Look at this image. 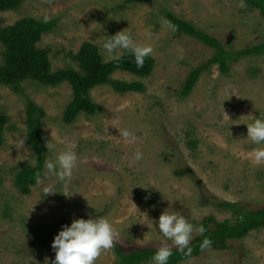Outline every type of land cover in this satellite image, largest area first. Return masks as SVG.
<instances>
[{
    "label": "rangeland",
    "instance_id": "obj_1",
    "mask_svg": "<svg viewBox=\"0 0 264 264\" xmlns=\"http://www.w3.org/2000/svg\"><path fill=\"white\" fill-rule=\"evenodd\" d=\"M238 4L239 0L145 4L25 0L19 9L0 13V28L25 17L56 21L53 32L37 44L49 52L53 71L78 70L72 56L85 42L98 47L105 63L112 61L103 50L105 39L125 29L138 44L154 49L153 69L146 77L121 71L111 76L141 81L143 93L120 94L109 85L97 86L89 93L97 112L89 117L80 114L71 124L62 119L73 97L69 84L41 87L24 82L25 97L0 84V111L7 117L0 147V264L53 260L52 229L64 218H107L118 233L114 244L129 253L164 246L149 219L157 220L167 208L180 211L195 229L207 216L217 222L235 220L215 206L219 202L242 204L248 210L264 207V165L253 163L252 152L258 146L246 139L248 116L264 119V53L239 58L226 74L217 64L210 66L200 74L190 96L180 99L177 94L188 74L215 50L175 34L162 23L170 13L215 38L227 52L264 44V17L259 9ZM146 31L153 33L151 39L145 37ZM26 98L45 112L42 130L53 145L50 150L46 147V159L74 146L79 160L69 182L57 183L56 177L45 175L44 168L41 183L22 195L15 187V175L35 165L26 140ZM122 129L133 132L136 142L128 143L120 134ZM190 141L195 142L194 148H189ZM137 151L143 158L134 162ZM48 185H54L57 193L45 194ZM198 235L194 231L193 237ZM166 243L172 246V241ZM227 245L221 251L209 248L180 264H264V229ZM117 261L111 248L102 252L96 264Z\"/></svg>",
    "mask_w": 264,
    "mask_h": 264
},
{
    "label": "trees",
    "instance_id": "obj_2",
    "mask_svg": "<svg viewBox=\"0 0 264 264\" xmlns=\"http://www.w3.org/2000/svg\"><path fill=\"white\" fill-rule=\"evenodd\" d=\"M25 0H0V13L14 11L20 8ZM151 0H125L126 4L150 3ZM247 7L259 9L264 17V0H245ZM166 19L175 26V34H181L196 40L202 45L214 49V55L192 70L185 80L184 87L177 94L178 98L189 97L200 74L208 70L210 66L217 64L223 74L229 70V66L239 58L258 56L264 53V44L242 49L237 52L225 51L220 43L205 32L197 30L191 23L178 19L172 14H166ZM56 21L38 20L25 17L16 21L13 25L0 28V84L10 88L15 94L25 97L22 83H35L41 87H57L63 83L70 85L72 100L63 112V121L66 124L73 123L80 114L87 117L97 112L96 105L90 99V91L97 86L109 85L115 92L143 93L145 87L141 81H119L111 79L116 71L131 73L144 78L153 69L154 60L148 56L143 68H137L133 56L124 51L119 60L105 63L99 54L98 47L90 42H85L78 53L72 56L77 63L78 70L63 68L56 71L51 69L49 52L41 49L37 44L43 35L53 32ZM26 140L33 157L36 158L33 167H25L15 175L14 184L22 195L30 194L31 187L37 185V176L42 178L44 161L46 159L47 135L42 130L45 112L43 108L26 98ZM7 124V117L0 111V147L3 144V132ZM195 142H189V148H194ZM178 176L180 172L176 173ZM1 175V173H0ZM219 210L228 211L235 220L217 222L213 216H207L196 226L203 225L207 231L198 235L191 241L192 252L186 255L173 248V255L169 264H180L190 261L205 250L211 248L221 251L228 248V242L239 241L245 238L253 230L264 229V207L258 210H248L244 205L230 202H219L215 205ZM75 218H64L53 227V234L61 230L62 225H69ZM205 237L213 243L209 248L202 249L201 245ZM118 258L116 264H143L150 263L151 257L159 248H145L129 253L122 252L115 244L112 248Z\"/></svg>",
    "mask_w": 264,
    "mask_h": 264
},
{
    "label": "clouds",
    "instance_id": "obj_3",
    "mask_svg": "<svg viewBox=\"0 0 264 264\" xmlns=\"http://www.w3.org/2000/svg\"><path fill=\"white\" fill-rule=\"evenodd\" d=\"M238 6L241 8L246 7L245 0H239ZM162 23L169 30L175 31V26L167 19L162 18ZM144 35L147 39H151L153 33L146 31ZM103 50L109 60H119L121 51L129 52L133 56L137 68H143L145 59L154 52L151 45L138 44L127 29L111 37H106ZM248 118H250L251 122L247 125L246 139L258 146L252 152L253 163L264 165V119L252 115H249ZM120 134L128 143L136 142L137 137L133 132L122 129ZM20 145L21 148L24 146L22 139ZM46 147L47 150H50L53 145L48 142ZM142 158L143 153L140 151H137L133 157L134 162H139ZM33 159L36 160L35 157ZM78 160L79 157L74 150V146L69 147L61 151L55 159H45V175L56 177L57 183H67L71 180L74 170L78 167ZM40 183L41 177L37 176V184ZM44 192L45 194L57 193L54 185L46 186ZM132 205L137 210L136 206ZM167 209L155 221L149 219L147 213L142 214L151 220L153 225L155 224L153 228L157 229L158 234L165 240L164 246L160 247L151 257L150 264H169V259L173 255V247L179 252L190 255L192 252L190 244L194 238V231L200 235L207 231L203 225L194 229V225L180 211L173 210L169 212ZM117 236V231L107 218L74 219L69 225H62L61 230L54 236L51 244V248L55 253L54 259L51 261L46 260L45 262L46 264H96L102 252L113 248ZM167 241H172L171 247L168 246ZM212 243L213 241L210 238L205 237L201 248H209Z\"/></svg>",
    "mask_w": 264,
    "mask_h": 264
}]
</instances>
